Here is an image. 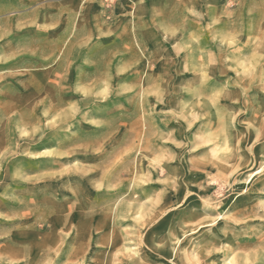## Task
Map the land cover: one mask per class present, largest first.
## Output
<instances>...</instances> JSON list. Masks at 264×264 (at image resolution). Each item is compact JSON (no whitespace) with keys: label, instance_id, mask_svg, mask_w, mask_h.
I'll return each mask as SVG.
<instances>
[{"label":"rangeland","instance_id":"1","mask_svg":"<svg viewBox=\"0 0 264 264\" xmlns=\"http://www.w3.org/2000/svg\"><path fill=\"white\" fill-rule=\"evenodd\" d=\"M261 169L264 0H0V264H261Z\"/></svg>","mask_w":264,"mask_h":264},{"label":"bare ground","instance_id":"2","mask_svg":"<svg viewBox=\"0 0 264 264\" xmlns=\"http://www.w3.org/2000/svg\"><path fill=\"white\" fill-rule=\"evenodd\" d=\"M2 15V14H1ZM258 172V171H257ZM258 188L260 189V190H264V180L263 181H261L260 183H259V185H258ZM229 225H231L232 227H236L237 226V224H233V221H232V223L231 224H229ZM225 234V233H224ZM235 239V238H234ZM235 240H237V239H235ZM232 241H234V240H231L230 242H232ZM245 243H247V242H243V241H237L235 244H231V243H229V251H233V249H234V247L236 248H247V246H249L248 244H245ZM250 247V246H249ZM232 256V255H231ZM231 256H229V257H227L226 258V264H236V260L235 259H233V257H231ZM229 260V261H228ZM227 261L229 262V263H227ZM224 263V262H223ZM248 264V261L247 260H245V261H243L241 264Z\"/></svg>","mask_w":264,"mask_h":264},{"label":"snow or ice","instance_id":"3","mask_svg":"<svg viewBox=\"0 0 264 264\" xmlns=\"http://www.w3.org/2000/svg\"><path fill=\"white\" fill-rule=\"evenodd\" d=\"M261 171L264 172V169H261ZM261 235L264 236V232ZM261 264H264V256L261 257Z\"/></svg>","mask_w":264,"mask_h":264}]
</instances>
